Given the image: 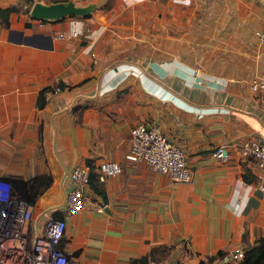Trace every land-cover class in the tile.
<instances>
[{
    "label": "crops",
    "instance_id": "1",
    "mask_svg": "<svg viewBox=\"0 0 264 264\" xmlns=\"http://www.w3.org/2000/svg\"><path fill=\"white\" fill-rule=\"evenodd\" d=\"M36 1L52 3L0 0L17 7L0 25V178H52L34 204L33 230L48 214L63 216L53 207L73 167L95 173L113 159L121 174L96 172L95 202L66 217V253L88 264H129L152 250L147 264H237L225 256L264 235V169L241 152L264 137L251 87L264 75L255 36L264 0H78L94 9L58 20L33 17ZM74 20L90 31L68 36ZM59 82L39 106L40 92ZM144 121L184 147L191 181L126 158L131 127ZM222 143L228 161L212 155Z\"/></svg>",
    "mask_w": 264,
    "mask_h": 264
},
{
    "label": "built area",
    "instance_id": "2",
    "mask_svg": "<svg viewBox=\"0 0 264 264\" xmlns=\"http://www.w3.org/2000/svg\"><path fill=\"white\" fill-rule=\"evenodd\" d=\"M85 31H90V28L74 20L67 35L77 37ZM64 35L61 33L58 37ZM255 36L258 42L264 43V22L255 31ZM251 85L258 92L264 109V75L255 77ZM60 90L59 86L54 89L55 92ZM241 152L264 169V137L243 142ZM125 155L130 161L142 162L156 171L168 174L173 181L192 180V165L184 147L166 136L158 126L146 121L131 127L130 144ZM212 155L220 161H228L231 157L229 145H217ZM122 171L123 165L113 159H103L96 167L101 180L117 176ZM91 173L92 168L87 164L72 168L69 172L72 185L66 192L64 202L53 207V212L63 210V216L46 214L42 230L36 232L33 226L34 205L15 195L12 186L0 178V264H88L77 255L66 253L61 242L66 233V217L95 202L89 190ZM3 183L8 185L4 186ZM261 189L264 191V185ZM243 257V248H236L225 256L227 260L235 261Z\"/></svg>",
    "mask_w": 264,
    "mask_h": 264
},
{
    "label": "trees",
    "instance_id": "3",
    "mask_svg": "<svg viewBox=\"0 0 264 264\" xmlns=\"http://www.w3.org/2000/svg\"><path fill=\"white\" fill-rule=\"evenodd\" d=\"M58 1L65 0H51V2ZM29 2H32V0H29ZM15 10H17V7L15 6L0 8V25L8 26L10 13ZM56 86H59L62 89L64 87V83L59 82ZM55 87H47L40 92L38 98L39 106H43L45 104L46 93L54 91ZM95 173H91L89 183L90 187L91 184H93L94 179L92 176ZM95 175L98 176L97 173ZM97 178H99V176ZM2 179L12 186L15 195L25 199L32 205L35 204L38 197L43 194L52 182V178L48 174L37 175L28 180L19 177H3ZM94 189L96 192L104 194V191L95 185ZM63 240L61 242V247L63 245ZM220 255H222V253H220L219 256ZM151 256H153V250L148 255L132 259L129 264H147ZM237 264H264V235L261 236L254 245H250L244 249V257Z\"/></svg>",
    "mask_w": 264,
    "mask_h": 264
},
{
    "label": "water",
    "instance_id": "4",
    "mask_svg": "<svg viewBox=\"0 0 264 264\" xmlns=\"http://www.w3.org/2000/svg\"><path fill=\"white\" fill-rule=\"evenodd\" d=\"M94 4L80 5L74 0H65L52 3L36 1L30 13L33 17L42 20H58L66 16L87 15L94 9Z\"/></svg>",
    "mask_w": 264,
    "mask_h": 264
},
{
    "label": "rangeland",
    "instance_id": "5",
    "mask_svg": "<svg viewBox=\"0 0 264 264\" xmlns=\"http://www.w3.org/2000/svg\"><path fill=\"white\" fill-rule=\"evenodd\" d=\"M204 37V40L206 39V37L205 36H203ZM199 49H200V51H202V52H207V50H209V47H211V45H209V44H204V45H201V44H195ZM195 45L193 46L194 47V49H195ZM199 59V58H198ZM198 59H195L194 60V62L196 63V64H198V63H200V60H198ZM201 63H203L202 61H201ZM3 185L4 186H6V185H8V184H6V183H3ZM44 193V192H43ZM41 196V195H40ZM40 196L38 197V199L40 198ZM37 199V200H38ZM63 201V199L61 200H59V203H61ZM40 207L42 206V205H44V202H39V204H38Z\"/></svg>",
    "mask_w": 264,
    "mask_h": 264
}]
</instances>
